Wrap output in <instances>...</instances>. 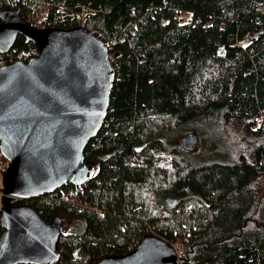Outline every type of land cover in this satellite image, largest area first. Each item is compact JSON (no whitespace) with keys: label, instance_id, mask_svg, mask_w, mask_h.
Here are the masks:
<instances>
[{"label":"trees","instance_id":"16d2710c","mask_svg":"<svg viewBox=\"0 0 264 264\" xmlns=\"http://www.w3.org/2000/svg\"><path fill=\"white\" fill-rule=\"evenodd\" d=\"M48 9L35 27L83 26L108 47L114 81L84 149L90 177L18 199L68 215L54 264H95L144 234L181 244V264H264V0H0ZM34 45L17 37L5 55ZM31 49V48H30ZM238 127L230 161L204 164L166 136ZM167 198L176 201L172 206ZM63 221V219H62Z\"/></svg>","mask_w":264,"mask_h":264},{"label":"water","instance_id":"95a60500","mask_svg":"<svg viewBox=\"0 0 264 264\" xmlns=\"http://www.w3.org/2000/svg\"><path fill=\"white\" fill-rule=\"evenodd\" d=\"M17 37L38 54L0 66L2 175L0 264H54L63 233L60 217L44 220L18 199L53 193L65 183L90 177L84 149L102 127L114 81L108 47L83 26L38 28L19 9L0 10V53ZM195 135L183 146L190 149ZM174 198H167L169 206ZM95 264H179L173 246L144 234L135 248Z\"/></svg>","mask_w":264,"mask_h":264},{"label":"rangeland","instance_id":"374dc122","mask_svg":"<svg viewBox=\"0 0 264 264\" xmlns=\"http://www.w3.org/2000/svg\"><path fill=\"white\" fill-rule=\"evenodd\" d=\"M28 19V18H27ZM27 21V20H26ZM39 22L28 19V22ZM31 24V22H29ZM34 26V25H33ZM39 28V27H38ZM43 28V27H41ZM110 57V53H109ZM111 60V57H110ZM235 131L230 132L226 128H223V133L218 135V128L210 121H196L195 127L189 130H178L174 133H170L166 136L165 140L169 147H175L177 150H185L183 146L184 138L187 134L193 133L195 135V141L187 151H184L191 159L196 158L197 161L205 162L204 164L217 162V161H230L231 156H234L237 152V144L232 141L236 137L238 127L233 128ZM94 166H92V170ZM62 223L64 230L68 228V215H62ZM181 248V244H174Z\"/></svg>","mask_w":264,"mask_h":264},{"label":"built area","instance_id":"2783aa9c","mask_svg":"<svg viewBox=\"0 0 264 264\" xmlns=\"http://www.w3.org/2000/svg\"><path fill=\"white\" fill-rule=\"evenodd\" d=\"M47 12H48V9L32 10L30 13L27 14V18L30 19V20H33V21H42V20L46 19ZM57 22H58V19H56V17H55L51 21H49V24H51L52 27H56L55 25L57 24ZM6 54H1L0 53V66L5 65V64H8V63H11V62H14L15 60H18V59H21V60L25 61V60H27L30 57L36 56L38 54V48L34 45L33 47H29L27 50H21V52H20V58H18V59L15 58V56L12 57L11 55H10V57L5 56ZM1 158L2 157L0 155V207H1V198H2V195H3V193H2V184H1V177H2L3 171H4L5 167H6V162H4ZM49 194H51V193H49ZM24 201H27V200H24ZM37 213L39 215L41 214L40 211H37ZM0 232H1V226H0ZM175 244H177V243H175ZM171 245L173 246V248L175 250L176 257H177V260H178L179 264H181V261L179 259V256L181 255V248H178L177 246L174 247V244H171ZM135 246H133V244H131L128 247V250L129 251L133 250L135 248Z\"/></svg>","mask_w":264,"mask_h":264},{"label":"flooded vegetation","instance_id":"af4514ba","mask_svg":"<svg viewBox=\"0 0 264 264\" xmlns=\"http://www.w3.org/2000/svg\"><path fill=\"white\" fill-rule=\"evenodd\" d=\"M17 9H19V8H17ZM0 10H3L1 7H0ZM12 10H15V9H12ZM19 14H20V12H19ZM20 16V15H19ZM11 49V48H10ZM9 51V50H8ZM8 51H6L5 53H1V54H6ZM20 57V56H19ZM18 59V58H17ZM58 249H59V247H58Z\"/></svg>","mask_w":264,"mask_h":264}]
</instances>
